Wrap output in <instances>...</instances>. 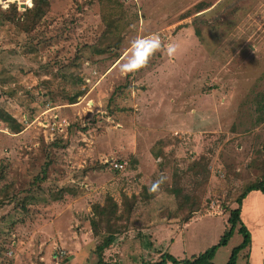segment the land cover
I'll return each instance as SVG.
<instances>
[{"label":"rangeland","instance_id":"rangeland-1","mask_svg":"<svg viewBox=\"0 0 264 264\" xmlns=\"http://www.w3.org/2000/svg\"><path fill=\"white\" fill-rule=\"evenodd\" d=\"M12 2L18 15L31 5L0 6ZM49 2L37 35L0 20V106L20 124L0 121V264H97L108 234L102 259L117 264L215 246L225 208L264 179V0ZM108 12L118 48L96 53ZM151 33L176 54L121 75L130 42ZM241 241L236 228L212 262ZM245 254L236 264H257Z\"/></svg>","mask_w":264,"mask_h":264},{"label":"trees","instance_id":"trees-1","mask_svg":"<svg viewBox=\"0 0 264 264\" xmlns=\"http://www.w3.org/2000/svg\"><path fill=\"white\" fill-rule=\"evenodd\" d=\"M111 0H108L110 2ZM50 7L49 0H31V5L26 7L21 15H18V9L16 2L10 3L6 8H2L0 6V20L8 22L18 28L20 31L25 34L32 36L34 33L36 35L37 27L42 23L43 19L47 15ZM120 18V15L112 14L108 12L103 16V20L105 22V27L101 35L96 39L93 43L94 52H102L107 50L111 44L115 41V38L112 36L113 30L116 28V21ZM195 34L198 36L199 31L197 29L194 30ZM107 43L105 45V43ZM115 48H118L119 41H115ZM105 45V47H104ZM111 46V47H112ZM126 86V83L123 85H118L112 92L109 97V102L112 100L114 96H116V92ZM80 93V92H79ZM79 93L74 94V96L70 99L69 103H74L75 98L79 95ZM109 106V105H108ZM262 107H264V101L262 102ZM120 110H125L124 107L120 108ZM0 121L5 122L11 130H17L20 127L17 119L11 115L8 111H6L3 107L0 106ZM48 166V163L45 164V167ZM111 167V166H110ZM102 167L97 166L95 169L97 171L102 170ZM112 168V167H111ZM1 176V175H0ZM144 188V187H143ZM252 190H259L264 193V179L263 178H255V180L247 182L241 192L237 195L234 202L238 204V207L231 208L227 207L225 210L228 212L227 219V228L223 232L220 237L218 243L200 253L198 255H193L191 258H176L172 254L168 252L160 253L159 260L157 261H141V264H165L167 262H171L172 264H214L212 262L214 251L216 246H222L227 243L230 239L233 231L237 228L238 233L242 235V241L236 247L231 250V254L225 264H236L237 257L240 251L247 249L251 243V234L247 227L243 224L240 218V210H241V202L242 199L246 196V194ZM222 191V190H221ZM33 197H31L32 199ZM146 200V199H145ZM28 200L24 199V202ZM144 202V201H143ZM23 204V203H22ZM194 210H192L193 212ZM91 224H94V221L91 220ZM115 240V235L108 234V236L104 239V241L98 244L95 247V251L99 256L97 264H117L116 262H110L102 259V252L104 249L108 248ZM248 254L244 255V258H247ZM102 259V260H101Z\"/></svg>","mask_w":264,"mask_h":264},{"label":"clouds","instance_id":"clouds-1","mask_svg":"<svg viewBox=\"0 0 264 264\" xmlns=\"http://www.w3.org/2000/svg\"><path fill=\"white\" fill-rule=\"evenodd\" d=\"M129 48V55L124 57L122 62L118 65L120 73L123 76H127L130 73L134 74L140 69L147 67L151 58L159 51L166 52L169 57L174 56L177 52L175 44L169 43L166 46L163 44L159 33L137 36L130 42ZM167 179L168 178L161 173L150 185L148 189L149 192H158Z\"/></svg>","mask_w":264,"mask_h":264},{"label":"crops","instance_id":"crops-1","mask_svg":"<svg viewBox=\"0 0 264 264\" xmlns=\"http://www.w3.org/2000/svg\"><path fill=\"white\" fill-rule=\"evenodd\" d=\"M248 196L242 199V204H244V214L243 208L241 206L240 218L243 224L255 223L251 231V244L250 246L243 250L246 251L249 256L256 258L257 264H264V193L259 190H252ZM155 200V198H153ZM152 203V198H147L144 203ZM234 203L231 205L233 206ZM231 205L229 207H231ZM247 212L248 216H245ZM256 213V214H255ZM246 224H245V223ZM244 256V255H243Z\"/></svg>","mask_w":264,"mask_h":264},{"label":"built area","instance_id":"built-area-1","mask_svg":"<svg viewBox=\"0 0 264 264\" xmlns=\"http://www.w3.org/2000/svg\"><path fill=\"white\" fill-rule=\"evenodd\" d=\"M63 122H65V120H63ZM58 125L59 126L62 125V122H59ZM109 164L113 169H116V170H124L127 165L126 161H118V160H111L109 161Z\"/></svg>","mask_w":264,"mask_h":264},{"label":"water","instance_id":"water-1","mask_svg":"<svg viewBox=\"0 0 264 264\" xmlns=\"http://www.w3.org/2000/svg\"><path fill=\"white\" fill-rule=\"evenodd\" d=\"M14 1H15V0H14ZM25 6H26V5L23 4V3L20 4V7H21V8H25Z\"/></svg>","mask_w":264,"mask_h":264},{"label":"bare ground","instance_id":"bare-ground-1","mask_svg":"<svg viewBox=\"0 0 264 264\" xmlns=\"http://www.w3.org/2000/svg\"><path fill=\"white\" fill-rule=\"evenodd\" d=\"M25 3H30V0H26V2Z\"/></svg>","mask_w":264,"mask_h":264}]
</instances>
